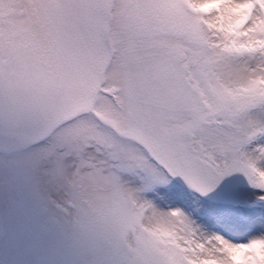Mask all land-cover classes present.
Here are the masks:
<instances>
[{
  "label": "snow or ice",
  "instance_id": "1",
  "mask_svg": "<svg viewBox=\"0 0 264 264\" xmlns=\"http://www.w3.org/2000/svg\"><path fill=\"white\" fill-rule=\"evenodd\" d=\"M0 264H264V0H0Z\"/></svg>",
  "mask_w": 264,
  "mask_h": 264
}]
</instances>
